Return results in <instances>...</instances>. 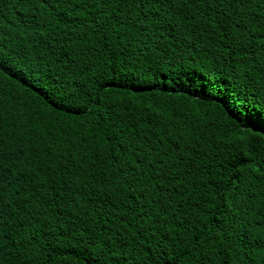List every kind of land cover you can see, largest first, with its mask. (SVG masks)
Masks as SVG:
<instances>
[{"label": "trees", "instance_id": "1", "mask_svg": "<svg viewBox=\"0 0 264 264\" xmlns=\"http://www.w3.org/2000/svg\"><path fill=\"white\" fill-rule=\"evenodd\" d=\"M0 60L5 224L29 237L0 264H113L93 228L145 264L155 214L131 209L177 159L211 193L188 247L264 264V0H0Z\"/></svg>", "mask_w": 264, "mask_h": 264}, {"label": "snow or ice", "instance_id": "2", "mask_svg": "<svg viewBox=\"0 0 264 264\" xmlns=\"http://www.w3.org/2000/svg\"><path fill=\"white\" fill-rule=\"evenodd\" d=\"M99 2V0H98ZM107 2V0H105ZM215 2V0H214ZM222 3H231L232 0H219ZM117 32L119 29L116 30ZM6 71L5 64L0 60V77L4 76ZM2 137H0V159L2 156ZM182 163L181 159H177L171 166L161 161V166L157 169L159 173V179H157V187L145 186L144 202L136 205L131 209L134 216L140 215V219L144 216H151L155 214V218L150 225L151 239L155 240V248H150L151 255L139 256L138 258L145 262V264H176L177 260L184 261V264H195V261L199 260L200 264H205L209 259V253L201 250L199 253H194L192 248L196 247V244H203V241L197 240L196 244L192 245V248L188 247L186 241L190 240V236H194L195 232H190V229H195L198 222V217H193L191 214L192 208H199L201 203H208V197L211 193L207 190L206 183H199L191 180V176H197L196 169L191 167L189 161H183L185 165H188L185 169L180 167ZM23 171V169H20ZM5 174V167L0 164V252L5 248H16L21 244V240H28L29 237L23 236L19 229L24 227V221L18 222V228L16 230L10 229V224H5L7 216H5V209L8 210V214H12V208L8 205V200L5 199V184L3 182V176ZM176 179L179 175H183L184 179L179 180L178 183L160 184V180H166L169 176ZM171 189V190H169ZM227 189H225L226 191ZM16 191V190H14ZM159 193V194H158ZM17 196L19 192L16 191ZM222 199V193H220ZM21 202L17 203V207ZM147 205V208L145 207ZM213 207L215 205H212ZM184 217V219H181ZM36 223H40L39 220ZM75 224V222H73ZM32 219L29 216L28 226L31 227ZM187 224V226H186ZM42 227L44 225H41ZM141 228L143 226L141 225ZM6 229H9L6 231ZM35 229L32 230V235L35 236ZM20 236V239H17ZM89 242L94 243L98 248L105 252L111 253L109 260L116 257L113 264H122L120 257H117V251L114 248L123 251L128 248V243L123 239L117 246L116 241L104 232V229H100L99 232L93 228L88 232ZM214 239V237H211ZM130 255V253H128ZM246 257L251 253H244ZM260 259L264 260V247L260 250ZM123 264H127L126 260Z\"/></svg>", "mask_w": 264, "mask_h": 264}]
</instances>
